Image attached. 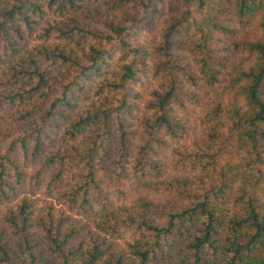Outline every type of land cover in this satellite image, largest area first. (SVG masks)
Masks as SVG:
<instances>
[{"label": "trees", "instance_id": "1", "mask_svg": "<svg viewBox=\"0 0 264 264\" xmlns=\"http://www.w3.org/2000/svg\"><path fill=\"white\" fill-rule=\"evenodd\" d=\"M88 1L99 0H0V65L33 37L58 68L49 74L34 50L0 66V109L26 102L0 131V198L24 182L21 164L43 161L56 169L53 181L71 185L68 215L90 217L98 233L78 238L65 214L45 219L24 199L0 216V264H264V36L238 34L255 24L264 33V0H107L126 8L120 22L85 9ZM223 47L254 64L224 65ZM112 58L118 69L98 84L100 105L55 135ZM151 77L150 117L132 148L127 120L137 86L147 91ZM199 103L202 144L174 113ZM83 132L91 136L84 149L44 156L53 138ZM164 136L174 143L168 167L155 159Z\"/></svg>", "mask_w": 264, "mask_h": 264}, {"label": "rangeland", "instance_id": "2", "mask_svg": "<svg viewBox=\"0 0 264 264\" xmlns=\"http://www.w3.org/2000/svg\"><path fill=\"white\" fill-rule=\"evenodd\" d=\"M107 0H99L97 3L93 2H86L83 6L85 9H90L91 11H98L100 13V18L106 19L108 18L111 21L114 22H120L122 20V15L126 12V8L122 9H114V8H108L109 6L105 4ZM82 7V10H83ZM90 11V12H91ZM121 11V12H120ZM86 13V12H85ZM87 16V13H86ZM40 21V20H39ZM38 21V34L42 33L41 24L42 21ZM85 22H89L86 20ZM89 25L93 26L92 23H88ZM41 26V27H40ZM238 34H240V38L255 42L258 40H262L264 33L261 31L260 28L255 26L249 27L245 30H238ZM38 35L34 34V37H37ZM239 38V39H240ZM41 43L43 44V40H41ZM48 46H51L48 44ZM67 51L70 49H74V47L70 44H63L62 45ZM41 48L40 43L32 38H29L26 40V43L22 44L20 48L18 49V52L14 56H7L5 60L3 61L2 68H4L7 65H13L15 62L19 60V58H25L26 54L31 53L32 50L35 52V56L38 58V61L41 63L42 68L45 71H48L49 74H55L58 71L57 66L55 64H52L50 62H45L42 57L38 55V50ZM224 52V59L222 60V63L227 66H230L231 63H241L245 66H250L254 64V59H249L244 54L236 53L232 49H228V47H223ZM76 50V49H74ZM188 56H186L187 60ZM153 61H150L152 64ZM0 65V66H1ZM1 69V68H0ZM118 69V64L116 58L110 59L101 69L99 73H97L93 79H91L88 83V89L86 92H79L76 94V97H74V100L72 102V108L67 109V111L64 112L63 117L59 120L58 126L54 127L53 132L55 135H57L59 132H61L62 128L69 127L70 125L76 123L80 116H84L87 112H92L93 109L98 107L100 105V96L97 95L99 90V83L103 82L104 80L112 77V74ZM224 68L221 69L223 71ZM2 70V69H1ZM151 85L148 87L147 91H143V88H140V85L137 86V92L139 93L136 95V99H133V102L135 104L134 107V113L133 115L128 118L127 124L130 127V131L133 133V137L131 138L132 142V148H136L138 144H140L142 138L144 137V121H146L150 116L148 112L145 111V106L148 102L149 94L152 90V88L158 84L154 78H152ZM151 87V88H150ZM204 91H200L198 93L199 96H202ZM138 96V97H137ZM26 102L21 104H16L13 107H2L0 109V131H5L12 126H14V120L17 118V115L22 112V110L26 109ZM188 109H181L176 108L174 110L175 117L180 120V122L183 123V125L187 128H189V134L190 138H196L198 139L199 143H203L205 141V137L202 133V127H198L199 121H197L198 115L202 112L200 109L202 108L200 103L195 106H190L191 109L187 106ZM66 118V119H65ZM90 133L89 132H83L81 135H79L78 140L69 141V139H63L62 141H59L57 138H53L52 144L53 145H46V153H44V156H49L52 154H55L59 152L61 155L68 152L71 154L76 153L77 151L74 148H77L79 150L84 149L85 145L87 144V140L90 139ZM165 139V140H164ZM162 142V148L157 150V153L155 155V159L159 161L160 164H162L165 167H168L171 164L172 157H171V150L174 146V143L170 141L169 137L164 136ZM62 142V143H61ZM115 138L112 136L110 137V143H109V149H110V155L111 159L107 161V164L110 165V167H113V164L111 163L115 159ZM133 157V156H132ZM131 157V158H132ZM130 158V159H131ZM232 158H235L234 160L238 159V156L233 155ZM44 160V159H43ZM43 161H39L37 164L33 161H29V163L21 164L22 170L25 171L26 175L24 177V182L17 185L15 191L11 196H9V199L4 201L0 198V216H2L3 211L6 208H10L12 206L17 205L19 202L25 200L30 201V203L33 204L34 211L37 215L40 217H43L45 219L48 218V216L53 215L54 217H57V219L63 214H65V218H67V227L71 228L72 226H76V232L79 235L78 238H89L93 234L98 235L95 228L93 229V223L90 219V217L86 215H68V209L66 211V204L63 203L62 199H64L65 193L69 192L72 188L68 181L65 179H62V181H53L56 176V169L54 167H46L45 165L42 166ZM108 165V166H109ZM263 171H264V165H263ZM260 199L262 202H264V189L261 190L260 193ZM63 213V214H62ZM74 214V213H73ZM72 229V228H71ZM102 238V236H100ZM108 243L113 244L114 250L119 252L122 248L121 243L108 241Z\"/></svg>", "mask_w": 264, "mask_h": 264}]
</instances>
